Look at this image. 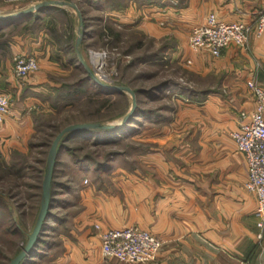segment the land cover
I'll use <instances>...</instances> for the list:
<instances>
[{"label":"crops","instance_id":"1","mask_svg":"<svg viewBox=\"0 0 264 264\" xmlns=\"http://www.w3.org/2000/svg\"><path fill=\"white\" fill-rule=\"evenodd\" d=\"M72 2L86 14L81 48L105 36L109 27H126L161 47L169 63L186 68L203 87L182 96L168 120L143 130L144 153L109 172L88 171L86 186L79 177L70 191L77 198L76 209L59 236L63 252L54 263L122 264L103 258L101 236L108 229L137 227L163 243L157 260L149 264H264V230L258 227L255 196L245 188L247 165L229 139L241 113L256 108L247 82L264 86V39L253 32L246 48L230 46L218 59L189 48L193 29L210 14L253 26L264 0ZM68 3L0 0V16L43 5L25 19L0 20V93H12L15 99L10 116L0 123V154L26 146L32 132L27 109L37 102L32 96L59 70L57 62L66 61L60 51L63 40L69 42L72 32L79 34L80 21ZM62 17L69 23L59 25ZM21 55L36 56L40 66L24 90L13 78L15 59ZM23 91H28L24 99ZM62 157L69 169H80Z\"/></svg>","mask_w":264,"mask_h":264},{"label":"rangeland","instance_id":"2","mask_svg":"<svg viewBox=\"0 0 264 264\" xmlns=\"http://www.w3.org/2000/svg\"><path fill=\"white\" fill-rule=\"evenodd\" d=\"M65 1L63 0V3ZM67 1L69 2L68 7L74 10L78 20L80 21L79 16L72 5L77 7L84 20V15H86L84 7L72 2V0ZM28 2L29 0H25L19 3ZM61 19L59 25L63 26L67 22L69 23L65 17ZM110 28L105 36L95 37L84 49L81 48L82 44L79 47L76 45L78 38H84L82 28L78 35L72 32L69 42H66L68 41L66 39L63 40L60 51L66 61L57 62L59 70L49 74L48 83L37 89V96H32L37 102L28 105L27 110L31 119L32 132L27 138L26 146L24 149L17 147L4 149V154H0V200L2 201V205H0V251L3 255L0 258V264H10L25 248L28 235L34 230L41 207L47 159L56 137L63 130L73 125L100 124L118 127L132 109L133 97L125 92L124 96L113 94L107 99L105 95H96L92 91L95 89L91 87V90L87 89V93L83 96L63 98L62 95L66 94L68 89L74 87L73 85L85 76L81 72L82 70H77L74 67L75 64L83 67V71L88 73L82 64L85 63L92 72L91 52L106 53L107 58L103 71L108 80L105 85L128 87L134 93L135 90H149L161 83L170 82V87L162 90L159 96L139 97L140 107L145 110H155L164 106L170 107L172 112L166 114L168 115L167 118H170L179 108L178 103L183 100L182 96L184 97L186 94H191L203 87L198 77L188 72L184 67L169 63L165 59L166 52L164 50L159 51L161 47L158 48L151 41L145 40L136 31L128 30L126 27L125 30ZM69 60H73L70 62L72 66L69 65ZM28 79L19 84L22 89L26 87ZM10 94L4 95L9 96L12 110L15 99L12 93ZM26 95H28V91H23L21 96L24 99L27 97ZM136 102L138 103L137 97ZM142 123H144V127L137 134L126 139L127 141L122 136L120 142L105 149L97 150L101 156L110 151L118 154L112 160L110 170L115 164L122 165L125 160L136 157L148 149L140 142L141 134L147 127L154 126V123L144 119H142ZM88 140L91 139L81 136L74 137L69 141L68 146L80 147L82 142ZM91 150L95 151L96 149L86 148L87 152ZM63 155L68 156L69 162L73 165L70 155L63 153L59 159L61 162L56 169L55 199L61 203L53 209L52 214L57 215L60 222L54 219L48 222L49 228L42 238L45 243H41L37 250L40 257H33L22 264H56L53 259L63 252L59 236L62 232H66L65 229L76 209V207H72L77 198L75 193L70 191L75 189L80 176H82L83 181L88 171L93 174L96 173L92 167L84 170L75 169V171L69 169L66 165L68 162H62ZM10 165H15L14 170L20 169L19 172L7 171L6 168ZM58 184L68 185L64 188L57 187ZM88 184L89 180L87 184L84 183V186ZM14 231L17 232V235L13 234Z\"/></svg>","mask_w":264,"mask_h":264},{"label":"built area","instance_id":"3","mask_svg":"<svg viewBox=\"0 0 264 264\" xmlns=\"http://www.w3.org/2000/svg\"><path fill=\"white\" fill-rule=\"evenodd\" d=\"M24 2L25 0H8ZM63 3V0H50ZM264 39V9L256 15L253 26L243 22L227 23L210 14L204 24L193 29L189 38V48L194 51H206L218 59L230 46L246 48L251 33ZM92 72L96 80L106 84L104 74L106 53L91 52ZM97 57V58H96ZM39 71V61L34 55H21L15 59L13 78L17 85L31 74ZM255 100L256 108L250 113L240 115L238 127L229 133V139L235 144L247 165L246 190L255 196L258 227L264 230V86L255 80L247 82ZM11 114V101L8 95L0 93V123ZM85 184L88 183L86 179ZM163 248L162 241L148 230L137 227L108 229L101 236V254L105 260H116L122 264H149L157 260ZM241 264H248L242 262Z\"/></svg>","mask_w":264,"mask_h":264},{"label":"trees","instance_id":"4","mask_svg":"<svg viewBox=\"0 0 264 264\" xmlns=\"http://www.w3.org/2000/svg\"><path fill=\"white\" fill-rule=\"evenodd\" d=\"M116 36V35H115ZM75 68H77V70H82L81 72H83L85 74V76H83L82 78H80L70 89L67 90L66 94H63L62 97L63 98H67V97H73V98H77L80 96H83L84 94L87 93V89L94 91V93L96 95H105L107 96L106 98L108 99L109 96L116 94L119 96H124V92H113L109 89H106L104 87L99 86L93 79L92 77L86 73L85 71H83V67L76 65L74 66ZM170 82H164L161 83L157 86H154L152 89L149 90H145V89H139V90H135V94L137 97V101H138V107L135 111L134 116L125 124L122 125L116 129H112V130H89V131H83V132H79V133H73V134H69L67 136H65L63 138V140L60 142L59 144V148H58V159H57V163H56V168H55V172H54V177H53V181H52V195H51V209L49 212V221L51 219L56 220L57 222H60L58 220V216L52 214L53 209L57 208L58 204H60L61 202L58 201L57 199H55L56 196V181H55V176H56V169L59 165V159L61 157V155L64 153L69 154L70 155V159L73 163L74 166L79 167L81 170L84 169H88L89 167L94 168V171L96 173H104V172H108L111 168V162L112 160L118 156L117 153H115L114 151H110V152H106L104 154V156H101V154L97 151L98 149H105L109 146H111L112 144H116L118 142H120V139L122 136L125 137V141H127L126 139L132 137L133 135L137 134L138 131H140L141 128L144 127V123H142V119L147 120V121H151L152 123L156 124V123H160L161 121H166L169 118L168 115H166L167 113H170L172 111V109H170V107L164 106L161 107L159 109H147L145 110L144 108H141V102L139 100V97H148L151 98L152 96L154 97L155 95L159 96V93L166 89L169 88ZM86 87V89H85ZM155 96V97H156ZM126 97V96H125ZM160 113V114H159ZM84 137V138H90L91 140L88 141H84L82 142V146L80 147H69L68 143L71 139H73L74 137ZM86 148H94L96 149L95 151H90L87 152ZM103 157V158H102ZM15 165H10L7 166L6 170L11 172V171H15L14 170ZM20 170V169H19ZM19 170L15 171L14 173H18ZM68 185V184H67ZM66 184H58L57 187H67ZM0 205H2V201L0 200ZM48 221V222H49ZM48 222L45 224L42 234L39 238L38 244L36 246V249L33 253V257H40L39 251H37L41 245V243H45L43 241V237L44 235H46V230L49 228L48 226ZM13 234L17 235V232L14 231ZM3 255L0 251V258H2Z\"/></svg>","mask_w":264,"mask_h":264},{"label":"water","instance_id":"5","mask_svg":"<svg viewBox=\"0 0 264 264\" xmlns=\"http://www.w3.org/2000/svg\"><path fill=\"white\" fill-rule=\"evenodd\" d=\"M56 3V2H54ZM60 4V3H58ZM69 5V4H66ZM43 5H39L36 8H30L28 10L22 11L16 15L13 16H0L1 21H7V20H17V19H22L30 14H32L35 10H38L42 7ZM72 7L77 11V14L80 19V25L81 28L84 27V20L83 16L80 13V11L77 9L76 6L72 5ZM83 41V37L78 38L77 40V47L81 45ZM86 71L90 74L92 79L101 87L116 91V92H125L130 94L133 97V106L129 114L123 119L122 123L120 126L125 125L135 114V111L137 109V102H136V96L135 93L128 87H119V86H107L94 77L93 73L91 70L88 68V66L85 63H82ZM118 126V127H120ZM116 126H104L100 124H82V125H73L65 130H63L55 139L53 142L48 159H47V167H46V173L44 176V181H43V187H42V201H41V207H40V212L38 215V219L36 221L34 230L30 235H28V242L25 246V248L22 250V252L17 255L11 262L10 264H22L25 261H29L31 258H33V253L36 249V246L38 244L39 238L42 234L43 228L45 224L49 221V212L51 209V195H52V181L54 177V172L56 168V163L58 159V148L60 142L63 140V138L69 134L73 133H79L83 131H89V130H112L118 128Z\"/></svg>","mask_w":264,"mask_h":264},{"label":"bare ground","instance_id":"6","mask_svg":"<svg viewBox=\"0 0 264 264\" xmlns=\"http://www.w3.org/2000/svg\"><path fill=\"white\" fill-rule=\"evenodd\" d=\"M25 19V18H24ZM97 58V57H96Z\"/></svg>","mask_w":264,"mask_h":264}]
</instances>
